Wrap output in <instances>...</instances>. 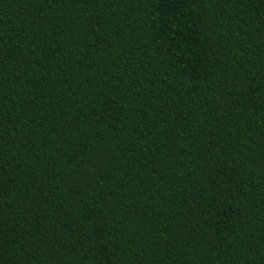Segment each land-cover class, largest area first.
Wrapping results in <instances>:
<instances>
[{"label": "trees", "instance_id": "1", "mask_svg": "<svg viewBox=\"0 0 264 264\" xmlns=\"http://www.w3.org/2000/svg\"><path fill=\"white\" fill-rule=\"evenodd\" d=\"M0 264H264V0H0Z\"/></svg>", "mask_w": 264, "mask_h": 264}]
</instances>
